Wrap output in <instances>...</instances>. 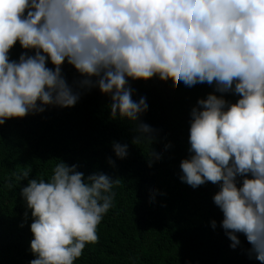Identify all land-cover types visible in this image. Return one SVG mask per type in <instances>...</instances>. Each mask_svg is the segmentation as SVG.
<instances>
[{"label":"clouds","instance_id":"9594fccd","mask_svg":"<svg viewBox=\"0 0 264 264\" xmlns=\"http://www.w3.org/2000/svg\"><path fill=\"white\" fill-rule=\"evenodd\" d=\"M17 42L28 51L10 59ZM65 61L80 74L71 84ZM154 76L214 87L190 110L179 179L193 189L217 185L212 200L230 247L243 234L249 258L264 264V0H0V125L75 106L98 88L110 98V118L131 125L132 143L149 145L152 163L171 142L154 146L157 130L141 118L149 105L145 96L133 99L130 79ZM128 148L112 143L118 159ZM77 169L59 159L48 179L31 177L30 165L13 173L15 182L27 181L19 195L20 227L31 214L28 264H75L86 244L98 241L119 180Z\"/></svg>","mask_w":264,"mask_h":264},{"label":"trees","instance_id":"16d2710c","mask_svg":"<svg viewBox=\"0 0 264 264\" xmlns=\"http://www.w3.org/2000/svg\"><path fill=\"white\" fill-rule=\"evenodd\" d=\"M23 51L28 50L17 42L10 59H18ZM62 72L70 84L80 79L67 61ZM130 84L133 99L146 97L149 107L141 118L157 130L154 146L163 149L171 142L152 163L149 145L132 143L131 125L110 118V98L98 88L85 92L75 106L48 107L0 125V264H28L34 258L29 250L30 210L20 227L25 204L19 193L27 181L15 182L13 173L30 165L31 177L48 179L59 159L78 165L85 176L104 172L119 180L113 188V207L98 225V241L86 244L75 264H260L249 258L250 245L243 234H238L241 244L230 247L219 226L222 212L212 200L218 186L208 182L193 189L179 179L180 161L189 155L190 110L214 87L207 83L187 87L173 77L155 76L130 79ZM224 96L232 102L237 99L231 93ZM114 141L129 145L126 158L115 157ZM109 157L114 165L108 163ZM6 180L13 182L11 189ZM212 219L217 221L215 229Z\"/></svg>","mask_w":264,"mask_h":264}]
</instances>
